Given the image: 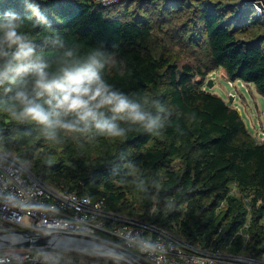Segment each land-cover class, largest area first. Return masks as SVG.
Masks as SVG:
<instances>
[{
	"label": "trees",
	"instance_id": "16d2710c",
	"mask_svg": "<svg viewBox=\"0 0 264 264\" xmlns=\"http://www.w3.org/2000/svg\"><path fill=\"white\" fill-rule=\"evenodd\" d=\"M258 1L118 0L103 6L88 0H0V22L14 13L18 33L35 48L28 71L10 73L14 82L0 86V147L29 163L44 181L104 198L111 210L165 228L189 244L228 246L234 254L245 246L261 256L264 141H255L237 110L202 89L207 74L221 68L229 80L252 85L264 98V12L255 11ZM186 4L189 23L178 30L190 32V44L203 39L205 55L155 56L153 25L145 14L150 9L162 17L180 14ZM3 48L9 56L0 57V66L15 65V47ZM97 53L101 78L159 117L151 132L118 120L126 130L121 138L99 135L94 128H57L55 139H49L44 126L7 116L6 109L17 105L16 92L34 96L38 64L55 79L64 69L85 67ZM46 99L38 102L47 107Z\"/></svg>",
	"mask_w": 264,
	"mask_h": 264
},
{
	"label": "built area",
	"instance_id": "2783aa9c",
	"mask_svg": "<svg viewBox=\"0 0 264 264\" xmlns=\"http://www.w3.org/2000/svg\"><path fill=\"white\" fill-rule=\"evenodd\" d=\"M103 6L118 0H88ZM258 14L264 12V2L254 3ZM236 194L235 189L231 190ZM17 230L32 231L35 236L49 233L96 237L112 242L122 249L135 254L148 264H264V253L243 250L234 254L228 250L204 248L183 241L178 234L153 223L111 210L104 198H92L87 193L79 194L58 183L44 181L36 175L29 163H20L11 152L0 147V233ZM107 237L108 239L103 238ZM151 240L159 245L154 251H142L140 242ZM12 243L20 238L11 236ZM64 238V237H59ZM50 240L49 246L53 245ZM65 239V238H64ZM45 250L44 248H40ZM39 249V250H40ZM0 264H74V257L67 252L49 254L31 253V249L16 252L0 242ZM87 264V263H83Z\"/></svg>",
	"mask_w": 264,
	"mask_h": 264
},
{
	"label": "clouds",
	"instance_id": "9594fccd",
	"mask_svg": "<svg viewBox=\"0 0 264 264\" xmlns=\"http://www.w3.org/2000/svg\"><path fill=\"white\" fill-rule=\"evenodd\" d=\"M17 16L14 13L4 14L0 22V57L9 56L3 46L12 51L11 57L16 63L6 62L0 66V86L6 81L14 82L9 74L12 72H26L32 66L35 48L28 41V37L18 33ZM71 55V53H69ZM96 55L90 57V63L75 71L63 70L60 78L49 79L44 71L43 63L36 66L34 96L26 91L16 92L13 99L17 105L6 109L7 116L14 120L30 119L45 127L49 139H55V129L66 132H87L95 129L99 135L109 138H121L126 134L116 121H128L142 126L151 132L158 126L159 117H154L146 111L141 103L130 98L123 92L114 90L100 75L99 69L103 64ZM47 95L43 104L38 100ZM103 109H107L111 116H107ZM74 116L67 121L63 117ZM159 245L151 238L140 242L142 251H154Z\"/></svg>",
	"mask_w": 264,
	"mask_h": 264
},
{
	"label": "rangeland",
	"instance_id": "374dc122",
	"mask_svg": "<svg viewBox=\"0 0 264 264\" xmlns=\"http://www.w3.org/2000/svg\"><path fill=\"white\" fill-rule=\"evenodd\" d=\"M189 1L193 0H188V3ZM192 3L197 4V2ZM187 5L189 4L185 5V8L182 9L180 14L175 11L165 13V15L162 17V15L158 16L160 12L157 11V9H150L148 13L145 14L153 25L150 49L155 56L163 53L165 55L170 54L172 57L177 56L182 58L186 56L190 57L191 59H197L200 57L202 58L203 55H205L206 51L203 39H201L200 45L190 44V41L187 39L190 35V32L182 33L178 30L181 24L189 23L188 11L190 10L187 8ZM163 18L168 20L165 25L162 24ZM181 39L184 40L183 44L186 48L180 44ZM208 80L212 81V88L206 87V82ZM202 89L220 97L226 104L237 110L246 126L247 131L252 135L255 141L258 143H262L264 141V98L257 93L252 85L240 81H231L228 79L223 69L213 68L207 74L205 78V85ZM134 197H131L132 201ZM134 202L135 203L132 206L135 211H137L139 210V201L135 200ZM24 251L25 250L23 249L16 250V252ZM29 251L35 254H44L46 252L45 250L41 249H31ZM83 251L88 255H95V253H109L105 249L95 247ZM10 252V250L0 251V255ZM57 252L62 253L63 251L57 250ZM48 253L49 254L46 255V258H49V256H51V254L54 252L50 250ZM66 254L68 256L71 255L74 257V264H102L92 260L91 258H86L85 256L83 257L81 254H76V256L75 254L73 255L71 253Z\"/></svg>",
	"mask_w": 264,
	"mask_h": 264
},
{
	"label": "water",
	"instance_id": "95a60500",
	"mask_svg": "<svg viewBox=\"0 0 264 264\" xmlns=\"http://www.w3.org/2000/svg\"><path fill=\"white\" fill-rule=\"evenodd\" d=\"M213 83L211 80L206 82L207 88H212ZM18 237L20 241L12 243L7 237ZM64 237L68 241H80L85 243H91L95 245H100L103 248L109 250L110 254H95V255H88L85 254L84 251H81L76 248H69L62 246L60 248H54L49 246L50 240L53 238ZM0 242L5 243L9 248L12 249H40L44 248L47 251L50 250H61L71 254H81L83 257L91 258L92 260L102 263V264H148L140 257L136 256L133 253H130L118 245L109 242L104 239L96 238V237H87L81 235H64L60 233H49V234H35L32 231H24V230H17L8 233H0Z\"/></svg>",
	"mask_w": 264,
	"mask_h": 264
},
{
	"label": "bare ground",
	"instance_id": "6f19581e",
	"mask_svg": "<svg viewBox=\"0 0 264 264\" xmlns=\"http://www.w3.org/2000/svg\"><path fill=\"white\" fill-rule=\"evenodd\" d=\"M7 239L10 240L11 238L8 236ZM53 245L60 246V247H62V246L66 247L67 246L69 248H76V249H79L81 251L95 247V248L105 249L107 252H109L108 249L103 248L100 245H95V244L85 243V242H80V241H68L64 238H59V239L54 240ZM95 254H98V253H95ZM104 255H107V254H104Z\"/></svg>",
	"mask_w": 264,
	"mask_h": 264
},
{
	"label": "crops",
	"instance_id": "0c3cea01",
	"mask_svg": "<svg viewBox=\"0 0 264 264\" xmlns=\"http://www.w3.org/2000/svg\"><path fill=\"white\" fill-rule=\"evenodd\" d=\"M92 262H94V261H92ZM89 264V263H88ZM90 264H93V263H90Z\"/></svg>",
	"mask_w": 264,
	"mask_h": 264
}]
</instances>
